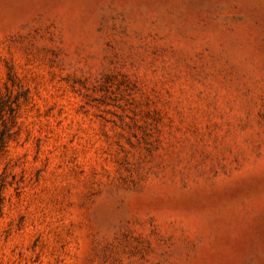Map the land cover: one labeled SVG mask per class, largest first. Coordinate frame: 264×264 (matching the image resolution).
<instances>
[{
    "label": "rangeland",
    "instance_id": "obj_1",
    "mask_svg": "<svg viewBox=\"0 0 264 264\" xmlns=\"http://www.w3.org/2000/svg\"><path fill=\"white\" fill-rule=\"evenodd\" d=\"M0 106V264H264V0H0Z\"/></svg>",
    "mask_w": 264,
    "mask_h": 264
},
{
    "label": "trees",
    "instance_id": "obj_2",
    "mask_svg": "<svg viewBox=\"0 0 264 264\" xmlns=\"http://www.w3.org/2000/svg\"><path fill=\"white\" fill-rule=\"evenodd\" d=\"M0 117L4 123V128L0 130V150H3L7 143V138L9 137L10 127L8 122L15 123L17 118V112L15 108H11L9 114L7 115L6 110L0 106Z\"/></svg>",
    "mask_w": 264,
    "mask_h": 264
}]
</instances>
